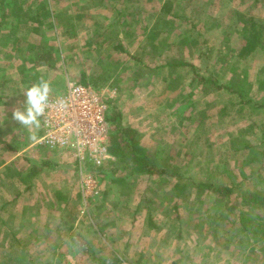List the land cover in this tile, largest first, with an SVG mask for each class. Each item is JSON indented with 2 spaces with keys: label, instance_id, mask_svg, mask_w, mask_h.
Masks as SVG:
<instances>
[{
  "label": "rangeland",
  "instance_id": "obj_1",
  "mask_svg": "<svg viewBox=\"0 0 264 264\" xmlns=\"http://www.w3.org/2000/svg\"><path fill=\"white\" fill-rule=\"evenodd\" d=\"M22 1L21 8L29 12L0 27V264H67L66 259L49 256L63 248L54 250V240L43 227L54 218L45 207L55 217L56 209H64L58 212L67 221L77 215L79 221H89L90 229L96 226L87 239L101 235L96 233L100 223L115 220L109 215H120L118 224L111 221L114 229L107 236L122 230L119 249L128 250L127 258L134 264H143L150 250L155 259L151 264H186L187 255L196 263L195 254H206L197 261L200 264H264V227L254 236L238 227L211 225L209 216L234 217V212L222 211L214 197L199 188L200 183L213 182L237 185L238 193L264 192V109L247 105L242 116L238 95L216 92L197 79L198 72L204 77L216 73L220 84L229 85L243 81L246 73L252 82L243 83L246 99H259L257 80H264V54L236 63L235 56L227 62V52L226 60L220 58L218 50L223 45L233 54L240 50V31L259 22L251 18L256 10L264 19V0ZM207 49H212L210 55ZM181 62L195 68H176ZM41 77L52 86L50 98L64 94L70 83L104 93L108 113H120L122 124L137 131L150 157L168 172L166 179L134 174L119 181L127 172L116 160L97 175L100 194L86 195L72 156L36 144L41 127L28 129L12 118L16 108L24 109L23 92ZM5 131L15 132L8 144L11 150L37 152L51 173L41 172L29 153L22 156L23 162L18 158L5 165L11 160L5 155ZM43 181L48 182L47 193L40 188ZM180 189L181 224L166 201ZM236 194L229 197L230 204L237 202ZM26 206L30 208L24 211ZM29 220L35 222L31 227ZM215 229L225 234L219 242L214 240ZM62 230L55 235L64 237ZM178 231L183 240L176 244L171 239ZM148 232L152 240L143 239ZM107 236L99 237L106 247ZM187 245L194 249L185 255ZM92 262L84 263L99 264Z\"/></svg>",
  "mask_w": 264,
  "mask_h": 264
},
{
  "label": "trees",
  "instance_id": "obj_2",
  "mask_svg": "<svg viewBox=\"0 0 264 264\" xmlns=\"http://www.w3.org/2000/svg\"><path fill=\"white\" fill-rule=\"evenodd\" d=\"M250 23L249 27L243 26L240 34L243 36L244 44L240 47V50L236 51L235 54L231 51L230 47L227 45H223L220 50H218V56L223 60H226V57H223L224 52H227L228 58L227 62L230 61L234 56L237 58L236 63L242 61L244 57H253L258 53L264 54V24L263 23ZM2 23H0V26ZM233 27V26H232ZM212 49H207L208 55L212 52ZM207 53L205 54L207 56ZM217 61H219L217 59ZM168 66V64H164ZM192 67L195 68L193 65H190L186 62H181L175 65L176 68L181 67ZM235 70V68H234ZM233 71V70H232ZM235 73V71H233ZM197 75L198 81L202 82L204 85L211 84L212 87H215L216 92L226 91L233 95H238L240 98V104L243 106L241 110V114L243 116L244 107L247 105H251L258 109H264V80L258 79L257 80V88L259 89L260 97L257 101L254 99H246V95L244 94V85L243 83L250 84L252 83L250 77L245 73V79L240 82H231L229 85H222L216 78V73L211 74L209 77L202 76L199 72ZM107 121L109 122V137H108V149L109 153L114 156L118 163L122 166V168L127 172L125 176H123L119 181H127L131 178V175H142L148 177H156L160 178L161 181L166 179L168 174L166 169H162L159 165L154 161L153 158L150 157L148 150L140 143L137 138V131L130 127H125L122 124V120L120 117V113L114 112L113 110L108 114ZM7 146L8 143H5ZM8 148L11 147L8 145ZM255 150L253 147L251 148ZM117 172V170H115ZM39 173V172H37ZM25 182V181H23ZM237 185L225 186L218 183L208 182V183H200L199 188H203L207 191V197L212 195L213 201L216 205L222 208V211L226 213L233 211L234 217L227 216V214L221 213V219H215V216H209L211 225L216 224L217 222L220 225H225V227H229V225L236 230H241L246 233H253L254 236H257L261 232H263L264 227V192L261 191H251L246 193H238L236 189ZM178 188L175 187L172 189L176 191ZM172 190H170L166 195L169 197L172 195ZM183 189L178 190L175 194V198H167L166 201L172 203L173 213L176 214L177 221L179 224L182 223L183 213L181 211L180 203L177 198L183 194ZM237 193V202L233 205L230 204L229 197L231 195ZM178 200V201H177ZM140 203H144V198L140 200ZM165 205V204H164ZM162 205V206H164ZM153 212V211H152ZM191 213L194 212L192 209ZM201 211H196V213L200 214ZM149 216V225L153 226V221L151 218V214ZM200 218V215L199 217ZM202 219H200L201 221ZM221 220L226 223H221ZM231 220V221H230ZM241 220V221H240ZM204 221L202 220L201 223L204 226ZM228 224V225H227ZM181 226V225H180ZM157 231H160V228L156 227ZM176 229V228H174ZM214 231V240L216 242L220 241V238L225 236L220 235V233H215ZM172 240L179 242L183 240L180 231L174 236H172ZM185 239V238H184ZM26 259L31 261V259L26 255ZM33 261V260H32Z\"/></svg>",
  "mask_w": 264,
  "mask_h": 264
},
{
  "label": "built area",
  "instance_id": "obj_3",
  "mask_svg": "<svg viewBox=\"0 0 264 264\" xmlns=\"http://www.w3.org/2000/svg\"><path fill=\"white\" fill-rule=\"evenodd\" d=\"M108 114L104 93L89 85L70 83L64 94L50 98L41 119L42 136L36 142L69 153L79 171L82 190L92 197L100 194L99 171L117 160L108 149Z\"/></svg>",
  "mask_w": 264,
  "mask_h": 264
},
{
  "label": "crops",
  "instance_id": "obj_4",
  "mask_svg": "<svg viewBox=\"0 0 264 264\" xmlns=\"http://www.w3.org/2000/svg\"><path fill=\"white\" fill-rule=\"evenodd\" d=\"M23 4L24 3L22 0H0V23H2V25L0 27L5 25L6 21L10 18H14L16 20H21L23 18L22 14H27L29 12V11L21 8V6ZM243 6H244V9H246L245 4ZM261 6L262 5H259V8H261ZM241 9H243V7H241ZM252 17H255V19L258 20L259 23H264V19L259 16V12L257 10L255 11L254 15L251 16V18ZM251 21H254V20H251ZM251 21H248V22H251ZM252 24H254V23H252ZM22 131L23 130L20 131V134ZM4 134L7 135V138L5 137V143L12 144L13 139H10V137L13 136V134H15V132L5 131ZM38 136H39V133H38ZM13 138H14V136H13ZM29 150L26 148H23L21 151L14 152L11 149H7V152L5 155L7 157H9L11 160H9L7 163H5V165L12 163L14 160H17L18 158H19L20 162H23L22 156L23 155L25 156V153H29ZM33 150H34V148H33ZM29 154L33 156L32 160H34V163L37 164L38 167L42 170L41 172L51 173L50 171L47 170L46 166H43L44 163H42L41 158L40 157L37 158V156H38L37 152H34L31 150ZM26 157H27V155H26ZM17 162H19V161H17ZM75 168H76V166H75ZM62 172L64 173L63 170H62ZM53 174L58 175L56 173H53ZM20 181H22V179H20ZM47 186H48V182H46V181L45 182L43 181V183L40 184V188L42 189V191L44 193H47V191H48ZM51 190H56V189L51 185ZM19 199L23 201L22 194H20ZM29 208H30L29 206H26L24 208V211L29 210ZM43 209H46L48 211L49 216L54 217L52 220L47 219V222L43 225V227L46 228V232H49L50 235L52 236L53 240H54V243H55L54 250L59 249V248H63L62 251H58L57 253L54 252L52 254H49V256H51L53 259H64V260L66 259L67 264H85L84 262L93 263L92 261H97V262H99V264H134V263H132L133 260H129L127 258V255L129 254L128 250L123 253V250L119 249V246H120L119 241L123 240V237L120 235L122 230L114 233L116 235L111 236V233H110V235L107 236V231L109 229H114V227H112L113 222L115 224H118L119 219L121 218L120 215H115V216L109 215L111 217H114L113 219H115V220L114 221L113 220H105L99 224V225H101L100 227L102 229L99 227V229H98V231H96V233H98V234L101 233V235L99 237L106 238L105 236H107L110 239V244H109V246L106 247L105 244L107 242H104L102 240V238H99V237L97 239L94 237L93 238L91 237L90 239L85 238V235H87L89 233L88 231H90L91 229H94L96 227V226H94V227L91 226V229H90L89 225H91V224L88 223L89 222L88 220L87 221L86 220L85 221L84 220L79 221L77 215H75V216L73 215L74 216L73 219H71L70 221H67L66 219L63 218V216L61 215V212H58V211L63 212L64 209H62V210L56 209L57 213L59 214L58 217L54 216L53 211L51 212V215H50V213H49L50 211L46 207ZM110 209H111V207L108 210H110ZM116 211H118V210H116ZM116 211H114V212H116ZM109 216H107V217H109ZM111 221H113V222H111ZM29 222L30 223H29L28 227H31L35 224L34 220H31V221L29 220ZM80 228H84V229L81 230ZM86 228H89V229L86 230ZM62 229L65 232V236L59 238V236L55 235V233L58 231H61ZM103 230H105L104 232H106L105 235L102 234V233H104ZM109 232H111V231H109ZM146 235L147 236L143 237V239L150 237V239L152 240V238H153L152 233L148 232ZM72 237H73V239H72ZM106 240H107V238H106ZM171 241H172V239H171ZM173 241H175V240H173ZM175 243L177 244L178 242L175 241ZM82 244L87 245V247L85 246L86 250H83ZM194 247H196V245ZM107 248H109V251H105V249H107ZM189 249H194V248L192 245H187L185 250H184L185 255H186L187 251H190ZM150 251L151 252L145 254L144 262H142L143 264H151L153 261H155L154 256H152L153 251L152 250H150ZM196 251H198V250H196ZM177 252L182 253V251H177ZM40 253H44V252H39V254ZM228 253H230V252H228ZM195 255H196L195 256L196 263H195V261L193 262V259L188 261L189 257L187 255V258H186L187 263L186 264H200V263H197V261L201 262L206 257V254H203L202 257H200V258H197V254H195ZM135 264H137V263H135ZM171 264H181V263L178 260L177 262L171 263ZM227 264H230V262H228Z\"/></svg>",
  "mask_w": 264,
  "mask_h": 264
},
{
  "label": "clouds",
  "instance_id": "obj_5",
  "mask_svg": "<svg viewBox=\"0 0 264 264\" xmlns=\"http://www.w3.org/2000/svg\"><path fill=\"white\" fill-rule=\"evenodd\" d=\"M52 86L49 81L40 78L39 82L28 88L23 95L26 97L24 109L16 108L12 118L21 126L31 129L41 127V119L45 118L46 110L50 104ZM35 139V137H33Z\"/></svg>",
  "mask_w": 264,
  "mask_h": 264
}]
</instances>
